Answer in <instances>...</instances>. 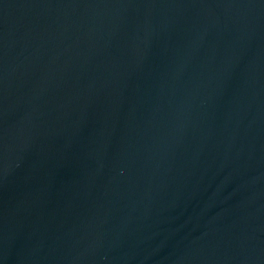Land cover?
<instances>
[{"label": "water", "instance_id": "water-1", "mask_svg": "<svg viewBox=\"0 0 264 264\" xmlns=\"http://www.w3.org/2000/svg\"><path fill=\"white\" fill-rule=\"evenodd\" d=\"M0 264H264V0H0Z\"/></svg>", "mask_w": 264, "mask_h": 264}]
</instances>
